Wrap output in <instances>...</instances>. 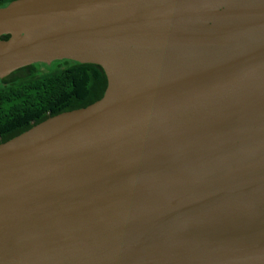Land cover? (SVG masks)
Wrapping results in <instances>:
<instances>
[{"label":"water","instance_id":"water-1","mask_svg":"<svg viewBox=\"0 0 264 264\" xmlns=\"http://www.w3.org/2000/svg\"><path fill=\"white\" fill-rule=\"evenodd\" d=\"M64 59L106 88L0 144V264H264V0L0 8V79Z\"/></svg>","mask_w":264,"mask_h":264},{"label":"trees","instance_id":"trees-1","mask_svg":"<svg viewBox=\"0 0 264 264\" xmlns=\"http://www.w3.org/2000/svg\"><path fill=\"white\" fill-rule=\"evenodd\" d=\"M12 1L0 0V8ZM105 88L106 77L98 65L72 60L12 72L0 79V144L49 117L94 103Z\"/></svg>","mask_w":264,"mask_h":264}]
</instances>
